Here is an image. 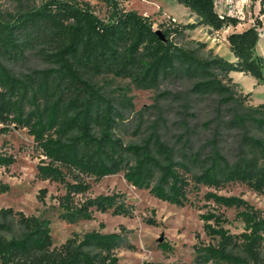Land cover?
<instances>
[{
    "label": "trees",
    "instance_id": "1",
    "mask_svg": "<svg viewBox=\"0 0 264 264\" xmlns=\"http://www.w3.org/2000/svg\"><path fill=\"white\" fill-rule=\"evenodd\" d=\"M9 1L18 7L4 12L0 5L1 132L15 126L34 139L43 157L37 179L63 186L55 198L62 219L91 221L96 213L110 212L133 217L123 194L89 196L91 179L123 174L134 188L179 207L192 204V192L206 187L215 192L205 201L218 208L200 216L209 241L196 236L191 264H264V213L243 197L218 193L238 183L264 196V104L248 105L250 94L238 91L230 77L241 72L264 82V66L255 55L264 0H252L261 4L254 26L227 37L235 63L207 50V43L186 40L187 30L217 32L241 23L238 17L222 19L214 0H175L196 22L159 29L150 17L121 8L120 0H100L110 8L106 20L82 0ZM30 54L48 67L16 73L6 64ZM107 76L156 92L155 104L137 112L133 126L126 122L127 102L98 84ZM208 99L214 102L212 117L203 122L196 106ZM165 103L176 106L173 118ZM152 109L156 118L145 127V112ZM121 130L136 140L126 142ZM14 163L12 155H0V168ZM48 193L40 189L37 200L44 203ZM219 208L234 210V221ZM234 222L243 225L242 232L228 228ZM50 225L1 208L0 264H120L116 250L124 243V227L120 233L75 235L54 247Z\"/></svg>",
    "mask_w": 264,
    "mask_h": 264
},
{
    "label": "rangeland",
    "instance_id": "2",
    "mask_svg": "<svg viewBox=\"0 0 264 264\" xmlns=\"http://www.w3.org/2000/svg\"><path fill=\"white\" fill-rule=\"evenodd\" d=\"M36 5L42 0H34ZM89 3L99 18L106 20L109 17V6L100 0H82ZM121 8L126 11H136L140 15L150 17L154 23V29H159L162 24L178 22L183 25L196 22L195 16L184 6L174 0H120ZM4 12H13L18 3L9 0H0ZM189 16L191 17H188ZM194 21V22H193ZM209 35V37H208ZM217 33H212L202 28L186 31L187 41L207 43L210 50L211 39L217 38ZM207 41V42H206ZM214 54L215 51L213 50ZM16 73H26L33 69H46L48 65L37 56L30 54L27 59L17 64L6 63ZM98 84L111 97L127 102V123L133 126L137 112L155 104L156 92L153 90H139L132 85L130 80L113 76L98 79ZM238 91L241 88L238 87ZM256 102V101H255ZM249 105V100L247 101ZM214 102L211 99L204 100L196 106V113L201 121L212 117ZM165 110L169 111L170 118L174 117L176 106L165 103ZM156 118L154 109L145 112V127ZM5 126L0 124V155H12L15 163L9 168H0V209L13 208L27 216H37L51 222L53 246L58 247L75 235L83 237L92 231L102 233H120L121 227L125 228V240L123 245L116 250L120 264H191L196 257L194 250L199 240L208 242L204 232V222L200 216L209 210L218 207L213 202H207L204 196L214 189L202 187L200 192H192L191 202L184 207L162 202L149 194L147 190H139L128 184L123 174L109 176L94 182L89 196L123 194V200L132 208L133 217L113 216L110 213H96L91 221L79 220L70 223L62 219L63 211L59 208L56 197L64 193L60 184L40 181L37 179V165L43 158L34 139L28 135L26 129L11 126L6 134L1 130ZM131 133V130H130ZM118 134L126 142L136 140L131 134L123 130ZM1 186L8 187L6 191ZM47 188L49 193L44 203L37 200L39 190ZM221 195L240 196L264 213V196L250 190L243 184H230L218 191ZM219 212L234 221L236 212L219 208ZM154 220L155 226L147 224L148 220ZM104 224V228L100 224ZM242 224L234 222L228 227L233 233L242 232ZM237 227L238 229H236ZM164 245H167L164 248Z\"/></svg>",
    "mask_w": 264,
    "mask_h": 264
},
{
    "label": "crops",
    "instance_id": "3",
    "mask_svg": "<svg viewBox=\"0 0 264 264\" xmlns=\"http://www.w3.org/2000/svg\"><path fill=\"white\" fill-rule=\"evenodd\" d=\"M214 2L216 6V11L219 14L226 13L225 0H214ZM260 10V1L253 2L252 0H239L237 17L241 20V23L236 27H229L221 31H217V38H213L211 39V42H209L210 48L213 49L217 55L223 57L228 62H237V58L230 49V44L227 41V37L233 33H242L248 30L249 28L253 27L255 24V19L259 15ZM189 11L190 10L188 9V12ZM188 17L191 16H189L188 14ZM195 18L197 19L196 16ZM260 20L262 22V26L260 28H262L264 31V15L261 16ZM198 28H202V30L205 29L207 31L215 33V31H212L208 27ZM255 55L261 60V63L264 66V38L258 39L255 48ZM230 77L233 79L234 83L238 84L243 94H250L249 102L252 106L264 104V82H259L251 75H246L241 72H232L230 74Z\"/></svg>",
    "mask_w": 264,
    "mask_h": 264
},
{
    "label": "built area",
    "instance_id": "4",
    "mask_svg": "<svg viewBox=\"0 0 264 264\" xmlns=\"http://www.w3.org/2000/svg\"><path fill=\"white\" fill-rule=\"evenodd\" d=\"M238 1L239 0H225L226 13L219 14L222 19L226 16L237 17L238 15ZM258 38H264V31L262 28L258 29Z\"/></svg>",
    "mask_w": 264,
    "mask_h": 264
},
{
    "label": "water",
    "instance_id": "5",
    "mask_svg": "<svg viewBox=\"0 0 264 264\" xmlns=\"http://www.w3.org/2000/svg\"><path fill=\"white\" fill-rule=\"evenodd\" d=\"M156 31H157V34L160 36L161 40L165 42V37H164L162 31L161 30H156Z\"/></svg>",
    "mask_w": 264,
    "mask_h": 264
}]
</instances>
